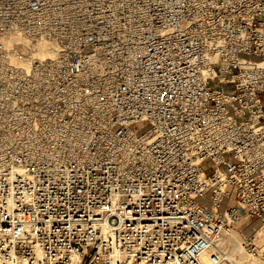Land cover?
<instances>
[{
    "label": "built area",
    "instance_id": "1",
    "mask_svg": "<svg viewBox=\"0 0 264 264\" xmlns=\"http://www.w3.org/2000/svg\"><path fill=\"white\" fill-rule=\"evenodd\" d=\"M234 232L264 260V0H0V264H222Z\"/></svg>",
    "mask_w": 264,
    "mask_h": 264
},
{
    "label": "rangeland",
    "instance_id": "2",
    "mask_svg": "<svg viewBox=\"0 0 264 264\" xmlns=\"http://www.w3.org/2000/svg\"><path fill=\"white\" fill-rule=\"evenodd\" d=\"M36 51L32 52L35 53ZM260 239H263L264 233L260 234ZM264 241V239H263ZM262 240L259 243L263 242ZM224 251L228 255V261L222 264H264V260L256 255H250L243 248L242 235L239 232H234L226 242L222 245Z\"/></svg>",
    "mask_w": 264,
    "mask_h": 264
},
{
    "label": "bare ground",
    "instance_id": "3",
    "mask_svg": "<svg viewBox=\"0 0 264 264\" xmlns=\"http://www.w3.org/2000/svg\"><path fill=\"white\" fill-rule=\"evenodd\" d=\"M20 42H22L21 38H18ZM55 54L54 48L48 45L47 43H40L36 49V52L33 54L34 58L45 59L47 57H51ZM261 237V235H259ZM264 238V237H263Z\"/></svg>",
    "mask_w": 264,
    "mask_h": 264
}]
</instances>
